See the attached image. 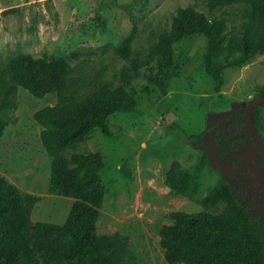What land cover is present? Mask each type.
<instances>
[{"label":"rangeland","instance_id":"374dc122","mask_svg":"<svg viewBox=\"0 0 264 264\" xmlns=\"http://www.w3.org/2000/svg\"><path fill=\"white\" fill-rule=\"evenodd\" d=\"M190 4L207 16H226L228 29L240 25L250 9L237 3L210 10L206 0H0V60L8 54L65 57L75 77L102 78L136 98L133 111L108 116L109 134L94 129L78 150L100 152L104 161L101 178L107 191L97 231L127 235L138 264H168L161 226L171 222L172 211H201V198L231 172V160L222 158L216 145V122L249 103L264 84V53H256L226 66L217 90L204 67L206 36L195 33L174 43L173 63L165 74L168 91L161 93L152 82L162 59L154 45L177 9ZM122 44L128 47L126 56L115 50ZM80 91L86 95L90 88ZM17 99L0 138V171L22 191H40L51 157L33 114L55 104L58 96L53 91L36 97L20 87ZM169 112L175 116L167 121ZM229 153L249 169L252 186L264 188V164L253 144L236 140ZM173 160L189 171L200 167V191L194 197L173 194L166 185ZM43 198L32 220H41L45 212V219H66L53 217L65 205Z\"/></svg>","mask_w":264,"mask_h":264},{"label":"trees","instance_id":"16d2710c","mask_svg":"<svg viewBox=\"0 0 264 264\" xmlns=\"http://www.w3.org/2000/svg\"><path fill=\"white\" fill-rule=\"evenodd\" d=\"M237 3L250 9L232 29L226 16H207L191 4L177 9L154 45L162 59L152 82L162 94L168 91L165 74L173 63V45L184 37L206 36L204 67L217 90L226 66L264 53V0H206L210 10ZM115 50L128 53L126 44ZM72 72L65 57L50 53L8 54L0 60V138L6 117L18 106L20 87L36 97L55 91L58 101L33 116L43 127L40 139L51 157L48 191L75 197L63 223L34 221L32 210L41 196L22 191L0 174V264H138L127 235L97 231L107 191L101 178L104 161L100 152L78 150L94 129L109 134L108 116L133 111L136 98L107 80L89 82ZM86 87L90 91L84 95L80 90ZM252 118L264 144V101L253 108ZM214 130L220 155L231 160V172L201 198V211L170 213L171 222L159 231L165 259L168 264H264V188H254L249 169L229 153L236 140L251 142L245 105L219 119ZM257 155L264 164V155ZM199 175L200 167L189 171L173 160L165 183L173 194L194 197L200 191Z\"/></svg>","mask_w":264,"mask_h":264},{"label":"crops","instance_id":"0c3cea01","mask_svg":"<svg viewBox=\"0 0 264 264\" xmlns=\"http://www.w3.org/2000/svg\"><path fill=\"white\" fill-rule=\"evenodd\" d=\"M3 160H4L3 161V163H4L6 161V159H3ZM0 174H3L10 182H13L10 179V177L8 176V174L5 175V173L3 171H0ZM47 176L48 177L46 178L45 182L42 183V188H41L40 191H37V189L34 188V189L30 190L28 193H32V194L41 196V201H43L45 199V198H43V196H48L49 200L56 202L57 205H59V206L61 204L65 205L66 208H64L62 211L56 209L55 215L53 216V217L59 218V219L61 217H64V219H65V218H67V216H68V214L70 212L71 206H72L73 202L75 201V197L50 193L48 191V182H49L50 174H48ZM37 178L42 180L43 176L41 175V177H37ZM38 203H39V201H38ZM36 204H35V206H36ZM35 206H34V208H35ZM47 216H48V214L46 212L43 213V216H42L43 220L41 219L40 221H50V222H55V223H63L66 220L65 219V220H62V221H58V220L51 221V220L45 219V217H47Z\"/></svg>","mask_w":264,"mask_h":264},{"label":"water","instance_id":"95a60500","mask_svg":"<svg viewBox=\"0 0 264 264\" xmlns=\"http://www.w3.org/2000/svg\"><path fill=\"white\" fill-rule=\"evenodd\" d=\"M263 101H264V87L259 91V93L249 103L245 105V120H246L247 130L251 137V142L254 148L264 155V144L258 136L257 130L253 122V118H252L253 108ZM173 116H175L174 112H169L167 115V121H170Z\"/></svg>","mask_w":264,"mask_h":264},{"label":"flooded vegetation","instance_id":"af4514ba","mask_svg":"<svg viewBox=\"0 0 264 264\" xmlns=\"http://www.w3.org/2000/svg\"><path fill=\"white\" fill-rule=\"evenodd\" d=\"M257 151V150H256Z\"/></svg>","mask_w":264,"mask_h":264}]
</instances>
